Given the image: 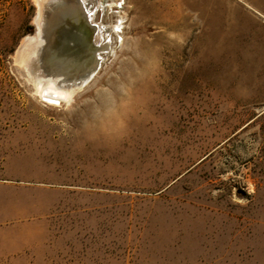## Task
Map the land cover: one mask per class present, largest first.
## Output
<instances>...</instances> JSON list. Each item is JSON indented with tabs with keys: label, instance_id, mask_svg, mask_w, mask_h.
<instances>
[{
	"label": "rangeland",
	"instance_id": "rangeland-1",
	"mask_svg": "<svg viewBox=\"0 0 264 264\" xmlns=\"http://www.w3.org/2000/svg\"><path fill=\"white\" fill-rule=\"evenodd\" d=\"M100 2L0 0V264H264V0Z\"/></svg>",
	"mask_w": 264,
	"mask_h": 264
},
{
	"label": "bare ground",
	"instance_id": "bare-ground-1",
	"mask_svg": "<svg viewBox=\"0 0 264 264\" xmlns=\"http://www.w3.org/2000/svg\"><path fill=\"white\" fill-rule=\"evenodd\" d=\"M101 7H104L105 0L100 2ZM263 17L264 15L260 12ZM30 36H26L22 39L19 46L16 49V58H21L23 53V46L28 43ZM32 42V41H31ZM18 62V61H17ZM37 93L47 98L48 101L58 102L60 100L69 101L72 97V89L71 88H63L59 84H57V79L55 77L47 78L46 80H38L34 84Z\"/></svg>",
	"mask_w": 264,
	"mask_h": 264
},
{
	"label": "water",
	"instance_id": "water-1",
	"mask_svg": "<svg viewBox=\"0 0 264 264\" xmlns=\"http://www.w3.org/2000/svg\"><path fill=\"white\" fill-rule=\"evenodd\" d=\"M66 31V27H64V28H62L61 30H60V35L62 34V37H61V39H59V38H57V40H59L60 41V43H59V45H63V43H65V41H66V38H65V36H63V34H64V32ZM57 49V48H56ZM58 53H60V51H62V50H60V47H59V49H57L56 50ZM61 54V53H60Z\"/></svg>",
	"mask_w": 264,
	"mask_h": 264
}]
</instances>
